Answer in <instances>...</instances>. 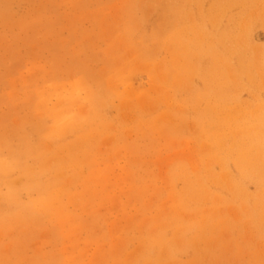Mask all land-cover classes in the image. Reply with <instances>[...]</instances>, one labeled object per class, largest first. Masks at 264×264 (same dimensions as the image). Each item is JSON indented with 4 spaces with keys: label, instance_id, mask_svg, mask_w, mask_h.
I'll use <instances>...</instances> for the list:
<instances>
[{
    "label": "rangeland",
    "instance_id": "1",
    "mask_svg": "<svg viewBox=\"0 0 264 264\" xmlns=\"http://www.w3.org/2000/svg\"><path fill=\"white\" fill-rule=\"evenodd\" d=\"M0 264H264V0H0Z\"/></svg>",
    "mask_w": 264,
    "mask_h": 264
}]
</instances>
